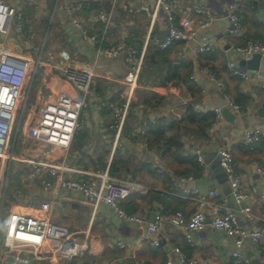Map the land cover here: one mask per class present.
Listing matches in <instances>:
<instances>
[{"label": "crops", "instance_id": "crops-1", "mask_svg": "<svg viewBox=\"0 0 264 264\" xmlns=\"http://www.w3.org/2000/svg\"><path fill=\"white\" fill-rule=\"evenodd\" d=\"M4 1L23 9L27 19L26 30L32 35L33 46L40 44L42 47L43 43H39L36 31H41L46 22L51 33L49 37L46 33L43 37L47 38L48 45L55 42L57 49H53L56 54L52 49L44 50L46 59L41 57L38 63L34 62L36 55L31 54L32 69H41L42 74L38 84L41 91L34 98L38 109L36 114L29 111L22 116V111L19 117L17 115L16 125H21L18 151L15 148L17 134H14L13 141L10 138L8 140L7 153L0 157V264H6L2 261V255L5 251L3 241L7 214L13 209L27 207L47 211L53 222L76 232L81 244L78 256L70 261L55 255L44 260L30 257L28 264H135L138 260L147 264H163L172 245H178L192 256L196 264H238L230 254L232 238L210 225V207L204 209V228L194 233L191 241L185 240L183 228L172 219L176 211H181L188 218L196 210L197 201L174 195L170 175H190L192 179L186 182L187 187L197 188L203 193L214 191L215 194L209 198L210 203L223 201L228 208L236 211L243 226L264 227V208L258 200V194L264 192V176L255 172L256 166L264 169V137L252 149L242 138L244 129L264 121V89L261 87L264 82V55L258 58L256 64L250 61L246 66L239 64L241 59L237 61L236 67L250 75L245 80L226 69V60L235 58L236 54L231 50L224 51L232 45H244L249 40L264 42V0H180L175 11L177 22L180 10L193 4L203 5L214 13L216 19L198 34V41L214 37L218 44L216 49L194 55L192 43L180 41L168 47L167 59L170 64L163 60L161 69L150 67L149 79L142 77L136 87L164 97L163 105L151 109L136 104L119 137L110 127V115L98 109L96 98L89 95L82 122L77 126L68 147L27 134V127L37 122L45 105L61 97L78 96L73 85L64 77L63 68L71 66L92 69V85L103 98L114 102L122 100V94L127 88L123 81L126 73L123 60L118 58L104 61L95 47L80 38L62 4L88 1L103 9L109 17L111 28L102 34L105 44L129 39L134 47L144 50V54L148 45L158 46L166 36L164 13L158 10L150 31L147 14L138 8L142 5L153 9L155 0ZM28 2L36 8L26 6ZM127 5L136 8V11L126 12L124 6ZM229 13L239 16L242 28L240 35L225 33V20ZM79 18L85 26L101 34V25H95L89 13ZM192 18L191 28H196L201 16L194 14ZM5 42L7 52L28 55L20 46V40L15 37L13 27L5 35ZM49 51L57 57L54 58L51 53V57L47 56ZM155 60L159 61L157 58ZM34 63L36 65L33 67ZM170 67H177V72H169ZM166 74L171 80H164ZM218 80L222 88L217 86ZM224 93L239 104L241 110L231 108L225 101ZM133 101H137L136 93ZM215 108L221 110L220 116L215 114ZM157 120L166 124V135H178L180 147L177 152H173V145H169V151H165L164 148L150 147L143 137L132 135L135 127L143 121L155 124ZM221 147L229 149L233 155L234 169L240 182L241 202L236 201L225 172L219 165L217 152ZM10 154L14 158H10ZM29 161L64 163L77 170L67 174L79 179L88 180L92 178V173L107 171L114 178L137 184L122 204L128 212H134L148 222L156 213L162 214L164 222L157 231L159 245L139 241V229L120 220L104 203L94 207L79 191H68L58 185L46 188L42 183V179L47 178L45 173L33 180L27 179ZM10 175L12 187L7 191ZM245 205L251 208V218L239 212ZM119 240L124 242V247L117 245ZM15 246L28 248L29 245L15 242ZM241 251L250 259L251 264H262L264 243L255 247L252 240L245 239Z\"/></svg>", "mask_w": 264, "mask_h": 264}, {"label": "built area", "instance_id": "built-area-1", "mask_svg": "<svg viewBox=\"0 0 264 264\" xmlns=\"http://www.w3.org/2000/svg\"><path fill=\"white\" fill-rule=\"evenodd\" d=\"M179 5L180 0H155L153 9L142 5L138 9L147 14L150 31L155 24L158 10L163 11L167 33L159 44L161 48L166 49L174 43L183 41L192 43L194 55L215 50L218 44L214 37L209 36L203 41H198V34L211 26L216 19L214 13L203 5L193 4L180 10L179 21L177 22L175 11ZM26 6L36 8L29 2ZM62 8L76 28L80 38L85 43L95 47L97 54L104 61L118 58L123 60L126 68L123 81L127 89L122 94L123 100L120 103L112 102L103 98L92 85L94 77L92 69L65 67L63 68L64 77L73 85L78 96L61 97L56 102L45 105L41 109L37 122L27 127V134L36 139L41 138L52 144L68 147L76 133L79 119L88 106L87 97L91 95L96 98L98 109L110 112V127L114 129L116 137H119L127 115L132 110L131 102L138 85L144 50L137 49L126 40L111 45L105 44L102 34L111 30L109 17L103 9L95 7L92 3L88 1L63 3ZM124 10L133 13L136 8L127 5L124 6ZM84 13L91 15L95 25H101V34L93 31L92 27L85 26L79 18ZM194 14L201 16V20L197 22L196 28H191ZM227 18L230 23L225 29V33L240 35L242 28L239 16L236 13H229ZM26 23L27 19L23 9L0 0V157L7 153L8 140L16 125L17 112L26 81L29 76L33 78L36 75V68L32 69L31 54L39 53L36 59V63H38L42 53V47L33 46L32 35L26 30ZM10 27H13L15 37L20 40V46L26 50L28 55L7 52L5 35ZM228 50L234 52L236 57L226 60V69L231 74L247 80L250 75L236 67L237 61L246 60L254 53L264 55V42L249 40L244 45H232L224 51L227 52ZM48 56L51 57L50 53ZM62 63L63 60L61 59L60 64ZM216 84L222 88L221 81H216ZM261 87L264 89V82L261 83ZM224 98L231 108L236 111L241 110V106L232 101L225 93ZM214 111L217 116H220L221 110L219 108H215ZM148 124V121L140 123L135 127L134 135H143ZM16 126L19 127V125ZM262 137H264V121L250 129H244L242 132L243 141L250 149ZM217 153L219 165L225 172L232 194L237 202H241L240 182L234 169L233 155L229 149L224 147L219 148ZM9 156L14 158L13 154ZM198 159L201 160L200 157ZM29 164L30 167L26 173L27 179L33 180L45 173L47 178L42 179V183L46 188L58 185L68 191H79L94 207L99 203H104L116 213L120 220L139 229L137 235L139 241L148 242L153 246L159 245L157 231L164 222L162 214L156 213L153 219L148 222L144 217L134 212H128L122 204L131 195L137 184L114 178L107 171L92 173V178L88 180L75 178L67 173L77 170L64 163L29 161ZM255 172L264 176V169L260 166H256ZM190 179L192 177L186 174L170 175V185L174 195L197 201L196 210L188 218L181 211H176L172 219L176 225L183 228L185 240L191 241L193 234L204 228L206 224L204 209L210 207L209 219L212 228L223 232L233 240L231 257L238 264H251L250 259L242 253L241 246L245 239L252 240L255 247L261 246L264 243V227L243 226L236 211L228 208L223 201L214 204L209 202V198L215 194L214 191L209 190L207 193H203L197 188L187 187L186 182ZM258 200L264 208V192L258 194ZM239 212L248 218L252 216L251 208L247 205L242 206ZM15 242H22L29 246L28 248H17ZM3 244L5 251L2 255V261L6 264H28L30 257L44 260L55 255H61L70 261L78 256L81 248L76 232L54 223L46 211L34 207L13 209L8 212ZM117 245L120 248L125 246L121 240L117 241ZM135 264L147 263L138 260ZM163 264H196V260L178 245H172ZM262 264H264V256Z\"/></svg>", "mask_w": 264, "mask_h": 264}, {"label": "trees", "instance_id": "trees-1", "mask_svg": "<svg viewBox=\"0 0 264 264\" xmlns=\"http://www.w3.org/2000/svg\"><path fill=\"white\" fill-rule=\"evenodd\" d=\"M128 40L126 41L132 45V43ZM168 53H169L168 49L167 48L163 49L160 47V45L158 46L148 45L146 47L145 54L143 56V63H142L141 70L139 73L138 83L142 77H144L145 79H149V76L151 75V71L149 70L150 67L151 68L154 67L157 70L161 69L163 67L161 65V61L163 60L166 61L168 64H170L169 60L167 59ZM155 58L159 59V61L155 60ZM176 69L177 67H174L173 69L170 67L169 72L175 74L177 72ZM189 69H190V66H189ZM176 76L180 78L179 74H177ZM163 78L165 81L171 80L170 76H168L167 74ZM161 83L163 82L161 81ZM134 93H136L137 101L131 102L132 110H130L127 115L123 129L125 128V126H127L128 119L130 118L129 115L134 112L133 109L136 107V104L141 105V108L149 107L151 109L160 108L163 105L164 97L158 95L157 93L151 90H143V88H136ZM122 100H120L119 102H115V103H120ZM102 111H105L110 115L109 111L107 110H102ZM189 114L190 116H192L191 112ZM165 126L166 124L165 125H163V123L161 124V120H157L155 124L154 122H149L143 135L136 136L134 135V132L132 133V135L135 137H143L144 139H146V142L148 143L150 147L164 148L165 151H169L170 148H168V146L173 145L175 147V151L173 152H177L178 147H180V144L178 142V135L177 134H174L171 136L166 135L164 133Z\"/></svg>", "mask_w": 264, "mask_h": 264}, {"label": "rangeland", "instance_id": "rangeland-1", "mask_svg": "<svg viewBox=\"0 0 264 264\" xmlns=\"http://www.w3.org/2000/svg\"><path fill=\"white\" fill-rule=\"evenodd\" d=\"M42 28L43 29H41V31H39V32L36 31V32L38 34L39 43H41V44L43 43L42 50H41L42 53L40 54L41 55L40 57H42V59L45 60L46 59L45 58L46 52L44 50H50V49H52V52H54L53 49H57V48H56V43L55 42L51 43L50 42V39H49L50 44L48 45L47 42H46L47 41L46 40L47 38L46 37H43L45 35V33L48 34V37L50 36V33H51V30H49L50 28L48 29V25H46V22L43 23ZM37 34H36V36H37ZM33 40H34V37H33ZM34 41H36V40H34ZM47 46H48V48H47ZM36 47L40 48L41 46L39 44V45H36ZM52 52L49 51V53H51L54 58L57 57L55 55L56 53L54 52L55 53L54 54ZM34 54L36 55V57H34V59L36 60V58L39 56V53L38 52H34ZM47 56H48V53H47ZM34 62H36V61H34ZM35 65H36V63L33 64V67ZM41 78H42L41 69L40 70H36V75L33 76V78H32V76H29L28 77L27 82L28 83H31L30 86L31 85L32 86H31V88H30V86L28 88V86L26 85L25 89L23 90L22 98L20 100L19 111L17 112L18 117L21 115V112L22 111H23L22 112V116H24L26 114V112H29V111H31L32 113H35V111L37 112V109L38 108L35 105L34 98L36 96V93H38V92L41 91V89L38 87V84L41 82ZM81 122H82V120L80 118L78 124H80ZM20 127H21V125H19V127H17L15 125L14 128H13V130H12L11 136H10V140L12 139V141H13L14 134H17V138H16V142H15L16 143V145H15L16 151H18V147H19V144H20V138H21ZM11 180H12V176L10 175L8 177V182H7V185H6V190L7 191L12 187ZM5 204H9V203H5ZM6 206H8V205H6ZM40 210H43V209H40ZM43 211H45V210H43ZM6 213H7V211H6Z\"/></svg>", "mask_w": 264, "mask_h": 264}, {"label": "water", "instance_id": "water-1", "mask_svg": "<svg viewBox=\"0 0 264 264\" xmlns=\"http://www.w3.org/2000/svg\"><path fill=\"white\" fill-rule=\"evenodd\" d=\"M226 21V23H225V28H227L228 26H229V20L227 19V20H225ZM224 28V29H225ZM260 57H261V55L259 54V53H254L253 55H251L248 59H241L240 61H239V64H241V65H248V63L250 62V61H252L253 63H255L256 64V62H257V60H258V58L260 59ZM114 61V60H113ZM262 107L264 108V102L262 103ZM226 113V112H225ZM263 116H264V114H263Z\"/></svg>", "mask_w": 264, "mask_h": 264}]
</instances>
